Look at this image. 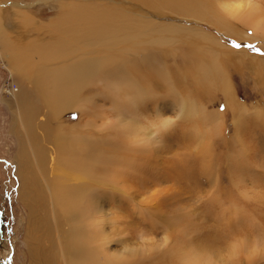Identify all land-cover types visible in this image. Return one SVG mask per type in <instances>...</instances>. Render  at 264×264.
<instances>
[{
  "label": "rangeland",
  "instance_id": "rangeland-1",
  "mask_svg": "<svg viewBox=\"0 0 264 264\" xmlns=\"http://www.w3.org/2000/svg\"><path fill=\"white\" fill-rule=\"evenodd\" d=\"M205 1L197 10L180 0H0L7 32L56 52L45 68H86L68 82L71 109L59 111L36 92L28 133L36 152L28 148L25 162L43 197L30 203L19 169L26 138L14 97L19 82L0 41V264H70L65 248L82 227L100 264H180L176 255L192 248L207 264H246L253 246L264 248V56L243 47L264 52V0ZM249 8L255 24L243 20ZM15 11L29 18L27 25ZM78 20V33L66 31L76 44L66 49L64 23ZM199 33L214 43L188 39ZM128 37L139 45H127ZM204 54L220 61L235 104L223 86L196 82ZM131 79L144 87L136 96L128 90ZM23 85L38 91L36 83ZM135 98L142 102L135 105ZM190 100L221 121L182 118L180 104ZM137 122L143 128L130 143L129 126ZM60 144H74L79 164L94 175L89 187V176L84 182L68 177L81 195L76 216L69 194L60 209L43 189L59 177ZM256 264H264V255Z\"/></svg>",
  "mask_w": 264,
  "mask_h": 264
},
{
  "label": "bare ground",
  "instance_id": "bare-ground-1",
  "mask_svg": "<svg viewBox=\"0 0 264 264\" xmlns=\"http://www.w3.org/2000/svg\"><path fill=\"white\" fill-rule=\"evenodd\" d=\"M204 2H206V1L205 0H180V4H182L184 7H186V5H188V7H191L193 9L198 8L197 10H199L200 5L203 4ZM222 4L225 7H234L235 9H238L239 11H241L240 5L239 6L230 5V4H227L226 2H223ZM0 11H1V8H0ZM75 12H76L75 15L77 17L79 15V11L77 10ZM231 13L233 15L238 14L236 11H232ZM245 14L246 15L243 18V20L244 21L246 20L245 22H248V21L252 22V20H253V22L255 24V21H256L255 17H257V16H256L254 8H249L247 10V12H245ZM2 15H3L2 12H0V41H1V45L3 46V50L5 52L4 54L7 53V56L10 59L9 60L10 67H11V69L14 70L15 74L12 71L11 72H12L13 76L14 75L17 76V80L19 82L18 93L15 94L14 97H16L17 98L16 100H18V102H19V108H18L19 113L17 115L18 116V122L23 126V129L26 132V138H23L22 142L20 143L22 160L24 161V162H22V160H21L20 165H19L20 171L21 172L23 171V174L21 173V176L24 175L23 181H22V185H23L22 194H23V196L30 197L29 198V199H31L30 203H33L35 201L36 197L37 198L43 197V194L40 193L39 187L32 183L35 179H32V178H34L33 177L34 173L31 172L32 168L29 166L30 163L28 165V161L25 162V159H26L25 154L27 151H29L28 148H30L31 151L36 152V148L34 147L33 140L28 136V133L30 132V128H31L30 123L32 122V118L35 116V113H36L35 112L36 104L33 106V102L36 99L37 93H38L40 95V98L42 101L50 102V103L57 104L58 106H60L59 111H63L65 109L66 110L71 109L74 106V104H73L71 98L68 96V94L69 93L71 94V92H72L69 88L68 82L74 81L77 78H81V77H79L81 75V71L83 72V70H85L86 68L83 67L82 65H79V66L73 67L72 70L70 71V73H67L66 67H62V68L56 67L54 69L53 68H47V67L45 68L44 66H45L46 62L48 61V58L52 57L53 56L52 54L56 55V52L50 50L46 44H38L36 41H31L29 43L26 42L27 44H25V42H21L20 40H18L14 36V34H15L14 32L16 30L14 31V29H13V28L19 29L18 24L14 23L15 26H13V28L11 27L13 29V32H7L6 28L4 27L5 25L2 22L3 21ZM15 17H18L19 18L18 23L20 22L23 25H27L29 22V21H26V19H29V18L24 16L23 13H19V12L15 11L14 18ZM204 18H206V17H204ZM248 18H250V20H247ZM70 20H72V19H70ZM257 21H259V20H257ZM67 22H68V25L66 23H64V27H65V30H64V36H65L64 37V47L66 49H68L71 46H74L76 44V42L74 41L75 39L73 40V37L71 35L70 36L67 35L68 33L66 31H68L69 33L72 31L74 33H78V27H79L80 20H78L77 23L71 22L70 26H69L70 21H67ZM262 22L263 21H261L260 23H256L258 28ZM93 24H94V22H93ZM256 25H252L250 23V28L253 29V31H254V29L257 27ZM247 26H249V25H247ZM261 26H263V25H261ZM72 27H76L75 30L72 29ZM263 27H261V28H263ZM84 28H86V27H84ZM102 28L112 31V28L108 27V26L102 27ZM79 32H81V30H79ZM253 33L256 34L255 32H253ZM258 33L260 35L262 34V32H260V31ZM195 35L197 37H194ZM207 36L208 35H204V34H200V33L199 34H193V35L189 34L188 39H191V38L200 39L201 38L202 41H210L213 44L215 40L212 41V39H209ZM75 38H77V37H75ZM189 42H190V40H189ZM217 42H219V41H217ZM136 44L139 45V42L136 43V40H133L132 37H128L127 45H133L134 46ZM160 45H161V43H160ZM157 46H159V45H157ZM221 47H222V45H221ZM131 48H133V47H131ZM204 48L206 49L207 47L205 46ZM204 48H202V50ZM205 52H206V50H205ZM57 55L59 56L58 53H57ZM216 56H219V55L216 54ZM212 57L213 56L208 57L207 55L204 54V56L201 55V58H199L200 60H202L204 62L201 63L202 67H200V69H199L200 70L199 74H198L199 81H196V82H198L202 85H207V84H210L213 86L215 85V86H217V88H219L218 87L219 85L221 87L223 86L225 89L224 92H225V94H227V96H228L227 98L229 99L228 103L232 102L233 104H235L234 93H233L232 89L229 87L230 86L229 82H227L224 79L226 77L225 71L221 67V65L219 63L220 61L216 60ZM204 58H206L207 61ZM35 59H37L39 61L37 62ZM141 62H142V60H141ZM263 62L264 61L262 60L261 64ZM132 63H134V62H132ZM96 64H98V63H96ZM100 65H101V63H100ZM135 65H137V64H135ZM135 65L132 64V66H135ZM262 65L264 66V64H262ZM219 78H221V81L219 80ZM24 81H30L32 83H36L38 85V87H37L38 91L27 90L26 87L23 85ZM224 82H226V83H224ZM78 85H80V84H78ZM131 86H132V88H134L136 90V92L134 91L135 96L139 90L144 91V87H142L141 84H139L135 79H131L130 82H128V90H132ZM198 86H199V84H198ZM129 96L130 95H128V99L130 100V103H131V98H129ZM134 100H135V102H134L135 105H139L140 103H138V102H142V101L137 100L136 98ZM232 100H234V101H232ZM195 106H196V104L192 100H190L189 104H186L183 102L180 104V107H181L180 111L181 112L179 111V114L182 116V118H185V119L194 118L197 115H199V116L203 115L206 119H209V118L212 120L215 119V122L221 121V118L220 119L218 118L217 113L216 114L215 113L208 114V112L205 108L201 112L196 108L197 106L196 107ZM135 108H136V106H135ZM25 110L31 111L32 116H27V118H25V116L22 117L21 114ZM137 116L142 117L143 115H137ZM141 127H142V124H140L139 122L129 126V134L127 135V141L128 142H130V143L135 142V140L138 137V131ZM75 134H76V132L71 133V136L75 135ZM25 139H27V141H25ZM26 146H27V148H26ZM58 151L65 153V156H63L64 158L60 159V161L58 163L57 170H56L58 173V175H56V177L57 176H59V177H57L55 180H53L50 183H46L47 187H44L43 189L46 190V192L49 196V199H53L55 203H58L57 207H59L60 209H61V207H64V205H65L62 202L63 198L67 197L65 195L69 194L68 196H69L70 200H67V202L71 201V203H73V211L70 212V215L76 216L83 209L82 208L83 205L80 206V204H79L80 201H76V199L79 196L81 197V195H79V196L75 195L76 192H73L74 186H70V183L68 181V177L71 179H77L78 178L77 180H75L77 182H78V180L80 182H82V180H83V182H84V180H87L88 176H89L91 178L88 179V181L91 179L92 180L89 182L87 181L88 184L84 183V184L88 185L87 187H89L90 185L92 186L94 183V179H93L94 175H93V173L88 174V170H91L90 167L85 168L79 164L80 159H79V155H78L77 150H76V146L74 144L71 148L66 147L65 144H60ZM30 160H32V159H30ZM41 163H40V165H42ZM33 168H34V165H33ZM38 168H40V167H38ZM26 174L27 175L30 174L32 177L31 176L28 177ZM21 179H22V177H21ZM72 181H74V180H72ZM25 185H27V186H25ZM79 185L75 186V188L76 187L78 188ZM28 186H30V188ZM79 188L81 189V191L84 189V188L82 189V187H79ZM80 189H79V191H80ZM81 191H80V193H81ZM92 199H94V198H92ZM71 203L69 204V206L71 205ZM59 204L61 205V207ZM68 209H70V208H68ZM46 221L47 220H44L41 223V226L44 227V228H42L43 230H45V229L48 230ZM37 231H38V229L34 230L35 233ZM78 231L79 232H77V231L74 232V234L76 233L78 235V238L73 239L72 236L71 237L68 236L71 241L73 240V243L71 244V247H69L68 249L65 248L71 255L70 264H100L98 262V256H97L95 250L87 247L86 243L84 242L85 238L88 237V234H89L87 232V229L85 227H82V228H78ZM94 236H97V235L95 234ZM194 251L195 250L192 248L190 250H187L186 252H183L182 254H177L176 257H177L179 263L180 264H207V263H204L202 260H200L198 258V256H199L198 253L194 252ZM46 261H48V260H46ZM50 262L51 261H49V263Z\"/></svg>",
  "mask_w": 264,
  "mask_h": 264
},
{
  "label": "clouds",
  "instance_id": "clouds-1",
  "mask_svg": "<svg viewBox=\"0 0 264 264\" xmlns=\"http://www.w3.org/2000/svg\"><path fill=\"white\" fill-rule=\"evenodd\" d=\"M262 255H264V248L253 246L245 257L246 264H256Z\"/></svg>",
  "mask_w": 264,
  "mask_h": 264
},
{
  "label": "snow or ice",
  "instance_id": "snow-or-ice-1",
  "mask_svg": "<svg viewBox=\"0 0 264 264\" xmlns=\"http://www.w3.org/2000/svg\"><path fill=\"white\" fill-rule=\"evenodd\" d=\"M232 47L235 49V50H240L242 45L240 43H237V42H233L232 44ZM243 47H247L249 49H251L252 51L256 52L258 55L260 56H264V52H261L259 51V49H257L255 46L253 45H243ZM78 117H74V119H76Z\"/></svg>",
  "mask_w": 264,
  "mask_h": 264
}]
</instances>
